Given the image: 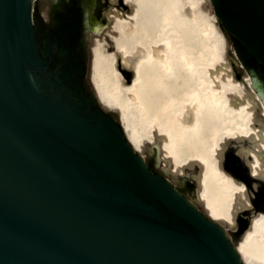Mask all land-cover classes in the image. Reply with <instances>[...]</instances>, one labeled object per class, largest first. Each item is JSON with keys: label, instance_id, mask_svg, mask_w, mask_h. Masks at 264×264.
<instances>
[{"label": "water", "instance_id": "obj_1", "mask_svg": "<svg viewBox=\"0 0 264 264\" xmlns=\"http://www.w3.org/2000/svg\"><path fill=\"white\" fill-rule=\"evenodd\" d=\"M211 1L241 64L264 68V0ZM32 5L0 0V264H243L220 224L149 169L91 84L87 98L72 69L48 70Z\"/></svg>", "mask_w": 264, "mask_h": 264}, {"label": "bare ground", "instance_id": "obj_2", "mask_svg": "<svg viewBox=\"0 0 264 264\" xmlns=\"http://www.w3.org/2000/svg\"><path fill=\"white\" fill-rule=\"evenodd\" d=\"M124 3L130 13L113 11L109 39H93L89 77L98 102L118 114L125 138L142 157L147 145H156L177 178L195 166L204 212L234 228L251 204L246 185L222 167L223 151L229 141L254 143L238 152L250 153L252 174L264 177L255 152L264 150L261 83L245 72L235 78L207 0ZM234 246L243 264H264V213L252 215Z\"/></svg>", "mask_w": 264, "mask_h": 264}, {"label": "flooded vegetation", "instance_id": "obj_3", "mask_svg": "<svg viewBox=\"0 0 264 264\" xmlns=\"http://www.w3.org/2000/svg\"><path fill=\"white\" fill-rule=\"evenodd\" d=\"M102 3L100 0H33L32 5L33 29L39 52L46 60L48 56L52 58L48 70L52 71L62 65L72 69V74L82 86L87 98H91L92 94L87 85L88 53H91L89 41L96 34L94 27L100 15L99 10L103 7ZM243 70L247 74H252V70L258 74L260 70L264 71V68L254 62L253 57H248ZM242 74H238L237 78H241ZM109 115L114 119L112 114ZM230 142L223 153L222 166L235 179L245 182L251 204L250 208L241 211H246L245 215L240 214L236 217V227L229 228L232 238L237 240V237H234L236 231L243 227L247 228L253 214L264 212V177L252 174L253 158L250 153L239 155L238 147H244L248 142H236V145ZM255 152L264 166V150L260 152L255 149ZM147 165L152 169L150 162H147Z\"/></svg>", "mask_w": 264, "mask_h": 264}, {"label": "rangeland", "instance_id": "obj_4", "mask_svg": "<svg viewBox=\"0 0 264 264\" xmlns=\"http://www.w3.org/2000/svg\"><path fill=\"white\" fill-rule=\"evenodd\" d=\"M100 1L103 2L102 3L103 7H101L99 10L100 15H98L97 20H96V25H95V26L100 27V31L98 33H96V35L93 36L91 41H89V47L90 48L92 47L94 37H99V38L101 37L102 38L103 36H107V38H108V34H106V33L110 32V25H111V20L109 17L111 16V14L113 13L114 10H115L114 13L116 14V10H117L120 13V16H122V15L125 16L126 14L130 13V8H128L125 5L124 0H116V5L110 4V0H100ZM207 4H208L209 8L214 10L213 9V3L211 0H207ZM217 24L220 26L218 21H217ZM224 36H225V34H224ZM225 38H226V41L228 43V46H227L228 54L227 55L232 58V59L231 58H229V59H230L231 65H232L234 73H235V78L240 79V78H237V75L244 73V70H243V64H241L242 62L238 56V53L236 52V48H235L236 42L231 37L225 36ZM90 61H91V53H88L87 85L90 89V92L93 94L92 88L90 85L91 83L89 81ZM254 62H255V60H254ZM255 73H256V76L251 75V77L258 79L259 81H261L264 84V71L260 70L258 74L255 71ZM124 74L128 77L127 72ZM248 75L250 76V74H248ZM97 106L101 107L100 103L97 102ZM104 110L106 112L112 114L114 116V119L117 122V124L118 125L120 124L118 114L116 112L111 111V110H107V109H104ZM242 142L243 141H241L239 143H242ZM247 142H248V145H246L244 147L240 146V147H238V150L241 147H243V148H249V147L254 148V147H256V146H254V143H252L250 141H247ZM230 143L233 145H236V142H234V141L230 142ZM154 146H156V145H147L146 149L144 150V154H143V159L146 162V164H147V162H150V164H151L152 169L150 167H149V169L155 173L161 174L164 178L168 179L200 211L204 212L202 205L198 201V198H197L198 187L196 185V182L192 179V178H194L193 177L194 175L198 174L199 170H197V168L195 166L189 170L185 169L186 175L184 177L177 178L174 174L171 173V168L169 167V165H167L166 162L162 159L160 150L153 148ZM225 147L226 148L224 149L223 153H225V151L227 150V146H225ZM222 162H223V160H222ZM240 182H244V181L240 180ZM244 184H245V182H244ZM261 213H264V212H261ZM220 226L223 229L224 233L226 234V237L228 238V240L231 241V243L235 245L237 240L232 238L233 236H231V234L229 232V230H230L229 227H227L225 224H220Z\"/></svg>", "mask_w": 264, "mask_h": 264}, {"label": "trees", "instance_id": "obj_5", "mask_svg": "<svg viewBox=\"0 0 264 264\" xmlns=\"http://www.w3.org/2000/svg\"><path fill=\"white\" fill-rule=\"evenodd\" d=\"M220 26H221V29H222V31H223V33L225 34V36H228V37H230L226 32H225V30L223 29V27H222V25L220 24ZM232 38V37H231Z\"/></svg>", "mask_w": 264, "mask_h": 264}]
</instances>
